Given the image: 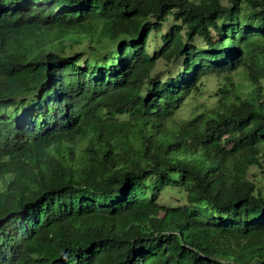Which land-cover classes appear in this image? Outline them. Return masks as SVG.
I'll use <instances>...</instances> for the list:
<instances>
[{"label": "trees", "instance_id": "1", "mask_svg": "<svg viewBox=\"0 0 264 264\" xmlns=\"http://www.w3.org/2000/svg\"><path fill=\"white\" fill-rule=\"evenodd\" d=\"M252 165L264 0H0V264H264Z\"/></svg>", "mask_w": 264, "mask_h": 264}, {"label": "rangeland", "instance_id": "2", "mask_svg": "<svg viewBox=\"0 0 264 264\" xmlns=\"http://www.w3.org/2000/svg\"><path fill=\"white\" fill-rule=\"evenodd\" d=\"M168 25L164 24L161 28L160 33H163L166 31ZM152 38V37H151ZM150 38V40H151ZM156 42H150L148 43L147 50H152L157 44H159V37L156 36V38H153ZM75 51H78V48L75 47ZM151 52V51H149ZM169 64H164L163 61H158L154 67V70L151 74L155 73L159 78L162 80L168 77L169 75L175 74V69H171L170 71H167L166 69H169ZM231 79L234 83L237 84H245L246 78L243 77V74L240 73V71H235L230 74ZM222 79H217L213 77H208L204 79L203 81V89L200 93L195 94L194 96L188 97L182 104L180 111L176 114L177 118H182L191 111H199L204 108H210L214 106V103L216 101V96L214 95V92L217 89V84L221 83ZM247 177H249L253 182L254 186L257 190L260 191V193L264 196V175L261 172V169L257 165H252L249 167L247 171ZM1 185V182H0ZM179 191L173 190V191H163L160 193V201L163 203H178L183 202V198L180 197V194L177 193Z\"/></svg>", "mask_w": 264, "mask_h": 264}]
</instances>
